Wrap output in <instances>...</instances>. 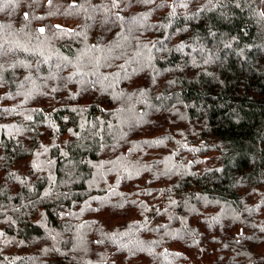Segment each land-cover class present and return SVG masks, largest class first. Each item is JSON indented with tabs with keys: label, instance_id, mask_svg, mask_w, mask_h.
Instances as JSON below:
<instances>
[{
	"label": "trees",
	"instance_id": "obj_1",
	"mask_svg": "<svg viewBox=\"0 0 264 264\" xmlns=\"http://www.w3.org/2000/svg\"><path fill=\"white\" fill-rule=\"evenodd\" d=\"M0 264H264V0H0Z\"/></svg>",
	"mask_w": 264,
	"mask_h": 264
},
{
	"label": "snow or ice",
	"instance_id": "obj_2",
	"mask_svg": "<svg viewBox=\"0 0 264 264\" xmlns=\"http://www.w3.org/2000/svg\"><path fill=\"white\" fill-rule=\"evenodd\" d=\"M41 31H43V29H41Z\"/></svg>",
	"mask_w": 264,
	"mask_h": 264
}]
</instances>
